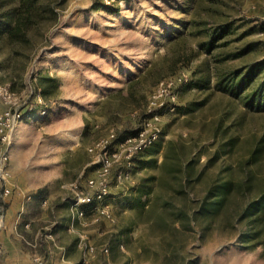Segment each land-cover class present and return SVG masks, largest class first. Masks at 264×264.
<instances>
[{"label":"rangeland","instance_id":"1","mask_svg":"<svg viewBox=\"0 0 264 264\" xmlns=\"http://www.w3.org/2000/svg\"><path fill=\"white\" fill-rule=\"evenodd\" d=\"M48 4L56 18L42 10L26 42L0 33V82L12 83L17 106L34 111L12 148L40 165H75L71 173L83 182L68 191L72 219L91 214L96 237L109 244L102 249L120 264H264V103L255 100H264V0ZM19 6L0 0V20ZM226 23L230 33L208 49ZM258 63L244 90L226 88ZM162 80L164 106L154 120L162 135L130 163L125 152L114 163L113 217L76 216L73 199L98 166L88 148L143 126Z\"/></svg>","mask_w":264,"mask_h":264},{"label":"crops","instance_id":"2","mask_svg":"<svg viewBox=\"0 0 264 264\" xmlns=\"http://www.w3.org/2000/svg\"><path fill=\"white\" fill-rule=\"evenodd\" d=\"M86 165L81 164L82 169ZM12 167V182L18 187L0 199V264H31L35 255L51 264H120L103 251L109 244L96 237L99 225L91 214L72 219L68 191L72 183L83 182L80 173H71L75 165L62 158L40 165L36 159L21 157L17 146L12 148ZM90 246H95V252Z\"/></svg>","mask_w":264,"mask_h":264},{"label":"built area","instance_id":"3","mask_svg":"<svg viewBox=\"0 0 264 264\" xmlns=\"http://www.w3.org/2000/svg\"><path fill=\"white\" fill-rule=\"evenodd\" d=\"M162 89L154 91L152 99L149 101L148 113L145 123L140 127L137 134L126 138L123 141L117 140V134L110 132L106 137L100 138L97 143L89 147L90 153L96 156L94 176L90 177L87 185L73 199V208L76 216L84 217L88 213L102 216L106 219L113 217V204L110 198L109 188L110 177L113 165L120 159L121 152H125L128 163L133 156L154 145L159 141L162 131L155 125L154 120H158L159 110L164 106L159 97L164 95L165 80L160 83ZM0 102L4 105L0 109V199L9 196L14 190L12 184V147L17 140V132L20 123L30 118L33 113V106H17V94L12 83L0 82ZM45 114V111L42 112ZM127 175L123 169L116 179L122 181ZM36 246V243H30ZM89 250L95 252V246H90ZM104 252H108L105 247ZM31 264H51L46 257L35 255Z\"/></svg>","mask_w":264,"mask_h":264},{"label":"trees","instance_id":"4","mask_svg":"<svg viewBox=\"0 0 264 264\" xmlns=\"http://www.w3.org/2000/svg\"><path fill=\"white\" fill-rule=\"evenodd\" d=\"M40 1H43V3L40 4L41 7L38 6ZM48 1L49 0H18V3L20 5L18 14L12 19L0 20V33L2 37L7 38V40H9L12 43L17 42L19 44L26 42L28 37V31L30 30L32 23H34V18L38 17V15L41 14L42 10L51 11V13L53 14L51 18L53 19L56 18V13L54 12V8L52 9L49 7L50 5L48 4ZM228 33H230V25L226 23L225 26L223 25L220 34L217 37L212 38L211 41H209L208 43H206L208 44V49L212 47L216 39H220L225 35H227ZM259 65L260 64L258 63L256 65L250 66L246 71V73L240 77V79L239 78L235 79L234 83L231 85H227L226 88H228L229 90L235 93L244 90L251 81L250 76L256 72ZM238 73L239 71L236 72V74ZM40 95L46 96L47 90L42 89L40 91ZM254 98L255 97L253 96L252 100H254ZM255 100L258 106H262V104L264 103V100L262 101L261 97L255 98ZM178 110H180L179 107ZM143 116L145 118L149 116L148 110L144 111ZM139 129L140 127H135L132 129H129L128 127H123L117 132V140L123 141L126 138L137 134ZM230 183H231L230 180H228L219 186L216 194L218 196V201H216L217 204L221 203L220 195L221 193L222 194L227 193ZM263 198H264V194H263ZM223 199H225V197ZM262 201H264V199H262ZM218 206L220 205H217L216 207Z\"/></svg>","mask_w":264,"mask_h":264}]
</instances>
